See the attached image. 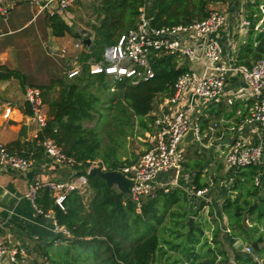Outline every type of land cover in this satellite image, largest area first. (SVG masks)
Listing matches in <instances>:
<instances>
[{"label": "trees", "instance_id": "16d2710c", "mask_svg": "<svg viewBox=\"0 0 264 264\" xmlns=\"http://www.w3.org/2000/svg\"><path fill=\"white\" fill-rule=\"evenodd\" d=\"M219 2L225 0H152L148 14L153 18L152 23L156 27L190 24L195 20L207 18L211 12L210 6ZM263 4L264 0H254L248 5ZM142 5L143 0H102L97 9L100 20L92 26L93 45L82 56V62L85 64L83 74L72 80L63 74L62 77L52 79L48 85L38 86L43 91L49 115L45 136L54 139L68 156L74 157L82 164L79 167L81 174H86L84 170L88 167V161L101 160L107 170H117L135 162H122L113 148L106 154L102 153V141L98 131L95 127H87V124L94 122L96 115L101 113L103 100L99 92L102 88L104 91L110 89V92L114 89L111 92L114 97L110 100L108 109L115 108L113 119L116 127L128 125L132 129L131 119L137 117L145 133L152 130L151 125L155 119L151 111L155 100L170 96L176 80L188 72L186 68L179 66V61L174 56H163L154 60L155 78L139 85H133L130 80L125 79L111 86L108 85L106 75L90 72L87 62L92 59L101 60L106 47L116 44L125 32L137 25L139 8ZM48 22L56 37H65L66 34L72 33L71 28L59 16H50ZM257 25L258 22L252 23L249 40L237 53V64L252 66L258 60L264 59V32H256ZM11 79L20 81L22 88L26 89L27 76L24 73L0 66V81ZM24 112L25 115L31 114L27 105ZM205 123L208 121H201L203 128ZM19 145L22 143L19 142ZM11 150L13 151L12 148ZM257 171L254 166L241 170L230 194L223 198L222 205L217 208L221 220L224 216L228 218V228L223 226V230H231V234H227L230 241L237 238L248 240L250 245L252 242L264 244L263 237L251 239L247 226V220L251 219L255 227L261 223L264 228V185L258 188L253 182ZM202 177V172H197L195 184L199 189L208 187ZM88 180L92 191L90 196L85 197L78 192L70 193L64 201L65 210L55 204L47 191L43 192V200L38 198L39 206L45 212L53 211L58 224L70 232L68 238H56L68 243L65 256L56 260L51 258L47 251L42 254L49 262L98 264L102 260L103 264L170 263L172 256L165 250L162 241L166 242L170 251L180 250L188 260L196 259L197 246L201 245L205 237L201 224L197 226L195 223L189 230L186 224L189 218L185 221L186 232L177 234L178 239H185L183 243L162 240L157 232V227L162 224L168 213L175 218V211L171 212L173 206L182 199L187 201L185 190L176 188L167 193L159 191L154 198L147 199L138 210L129 196L108 187L100 176L88 175ZM204 205L202 204L198 211L202 210ZM219 231L220 229L212 232L214 247L219 245ZM233 241L231 246L236 252L237 264H258L252 256L243 257ZM47 247H55V243ZM73 249L78 251L74 254ZM79 249L82 253H79ZM262 249L264 247L259 250ZM209 252L212 258L208 264H216L219 256L221 262L227 260L225 252L218 254L215 248H211Z\"/></svg>", "mask_w": 264, "mask_h": 264}, {"label": "built area", "instance_id": "2783aa9c", "mask_svg": "<svg viewBox=\"0 0 264 264\" xmlns=\"http://www.w3.org/2000/svg\"><path fill=\"white\" fill-rule=\"evenodd\" d=\"M78 0H0V19L7 16L19 5L30 4L38 13L48 16L64 17L73 9ZM151 0H143L139 8L137 25L125 32L119 41L108 46L103 51L101 60L87 62L92 74H104L107 78L120 82L125 79L133 85L149 82L155 78L153 61L163 56H174L178 61L186 59L189 62H202L200 73L188 71L179 76L173 85V91L167 98L155 100L151 115L154 117L152 130L145 133L146 147L140 159L117 170L122 171L133 181L130 186L129 198L138 210L149 198H154L159 191L165 193L180 188L201 204L203 209L209 207L210 188L196 187V172L185 168L186 154L182 140L185 135L194 130L193 142L205 143V135L221 133L218 140L229 139L222 144L227 148L224 155V166L227 168L226 190H231L238 173L250 166L257 168L254 185L262 188L264 185V59L258 60L252 66L228 63L224 60V46L216 39L217 34L227 25L229 16L225 12L213 10L202 20L190 24L156 27L148 14ZM240 30L252 28L248 19H239L236 24ZM256 32H264V18L255 27ZM84 39L73 43V51L68 48L52 47V54H57L64 60V75L74 79L83 74L82 56L89 48ZM100 61V62H99ZM235 78L240 79L247 87L248 111L235 109L233 118L215 123L203 129L200 120L191 116L198 108L211 103H220L225 99L228 106H235L236 92L228 91V84ZM188 94L187 102L183 104ZM24 100L30 108L28 118L29 130L33 139L44 150L52 162L68 169L71 174L67 180L34 179L29 184L27 199L37 213L54 225L55 234L68 238L70 232L58 224L53 211L45 212L38 204L39 194L47 191L54 202L65 210L64 201L72 192L89 197L90 185L88 175L96 167L107 168L101 160L88 161V167L81 174L74 157L68 156L57 142L45 136L49 122L48 108L44 102L43 91L39 87L27 86ZM14 112L12 103L4 108L3 119L11 120ZM221 132H220V131ZM246 131H251L254 137H245ZM208 147V146H206ZM223 148V149H224ZM34 167V161L0 143V168L12 169L22 174H28ZM200 205V204H199ZM3 223L0 221V264H24L28 259V249L24 246L11 245L3 235ZM214 231V228L212 229ZM245 253L253 254L250 245H245Z\"/></svg>", "mask_w": 264, "mask_h": 264}, {"label": "rangeland", "instance_id": "374dc122", "mask_svg": "<svg viewBox=\"0 0 264 264\" xmlns=\"http://www.w3.org/2000/svg\"><path fill=\"white\" fill-rule=\"evenodd\" d=\"M101 2L102 0H78L77 4L71 10L72 26L69 25V27L72 33L66 34L64 39L54 36L52 29L49 27L48 16L33 12L32 9H29L30 7L28 5L14 12L9 21L1 27L0 66L24 73L27 76V86H45L52 79L62 77L64 74L62 58L57 54H52L51 48L49 49L48 45L53 41L61 45L70 46L72 45V40L75 43L84 38L88 39L87 36L90 35L93 39L94 33L92 26L100 20L97 9ZM248 4L249 0L246 3V7L249 10L251 6ZM261 17L262 12L258 11L257 20L261 19ZM76 35L78 36L76 37ZM107 80L109 81L108 85H114L115 81L109 78ZM16 81L21 84L20 81ZM113 91L114 89L111 92ZM111 92L110 89L105 91L103 88L101 89V92H99V96L103 100L100 107L101 113L97 114L95 121L87 124V127H95L98 131L102 141V153L106 154L113 148L116 151L117 157L122 162L126 160L135 161L142 155L146 146V140L144 139L146 132L144 133L142 130L137 117L131 119V124H133L132 129L128 125H123L121 128L116 127L113 119L115 108L108 109L110 100L114 97ZM230 93H233V91H230ZM234 98L237 101L241 100L239 95H234ZM208 110H210L209 112H213L212 120L218 124H221L222 120L228 118L227 110L223 105L208 106ZM204 137V144L192 142L185 146V168L186 170H192V172L194 170L203 172V182L210 188V194L208 195L210 199L209 207L198 211L202 204L195 202L186 192L188 196L187 201L182 199L171 209V212L175 211L176 213L175 218L173 219L171 213H168L162 224L157 227V232L162 240L183 243L185 239H178L177 234L181 232L185 233V221L190 217L197 216L195 223H197V226L200 224L203 226L205 237L202 239L201 245L197 246L196 259L192 258L191 260H188L186 255L180 250L170 251L166 242L162 241L165 250L172 256L170 263L165 264H208L212 258V254L209 252L211 248H215L218 254L220 252L226 253L227 260L221 262V256H219L216 264H236L235 251L231 246L232 243L227 234L223 232V226L227 227L228 218L224 217L221 220L218 217L216 207L219 190L223 187L221 183L224 181V175L227 174V168L224 166V156L223 153L216 151L215 148L213 150L208 145L207 135ZM208 176L211 177V180L217 188L210 184V181L207 179ZM195 203L198 205V208L195 207ZM254 224L251 219L247 220L251 239L264 238V228L261 223H258V227H255ZM213 228L214 230L220 229L217 234V242L219 245H215V247L212 244ZM243 243L244 245H250V242L246 239H243ZM66 245L68 243H59L58 246L49 248L48 251L51 258L58 260L65 256L67 250ZM76 251L78 250L73 249L72 253L75 254ZM79 253H82L81 249H79ZM241 254L243 257H250L246 253L242 252ZM256 254L258 255V261H255L258 264H264V249L259 250ZM222 257L224 258L225 256L222 255ZM41 264L53 263L43 258ZM98 264H103L102 260Z\"/></svg>", "mask_w": 264, "mask_h": 264}, {"label": "crops", "instance_id": "0c3cea01", "mask_svg": "<svg viewBox=\"0 0 264 264\" xmlns=\"http://www.w3.org/2000/svg\"><path fill=\"white\" fill-rule=\"evenodd\" d=\"M250 1L254 2V0H249V2ZM246 3L247 0H225V2H219L210 6L211 11H222L229 16L227 25L216 36V39L224 46V60L228 63H237V53L239 49L249 40V32L251 29L240 30V28L236 26L237 21L239 19H248L251 21V23L258 21L259 25L264 18L263 5L251 6V9L248 10L246 7ZM26 5H28L30 8L28 6L27 7L30 10L32 9L33 12H37V10L30 4L17 6L7 16L6 19H0V31L2 25L9 21L11 15L14 12H17L20 9L24 8V6ZM71 10H69L66 15L62 17V20L66 22L68 26H72ZM258 11L262 12V17L261 19L257 20ZM43 15L48 16L47 14ZM58 38L64 39L65 37ZM71 44L72 45L68 44L70 46H67L52 41L48 45V48L50 49L52 47H66L70 51H73V40ZM62 62L64 69L63 59ZM179 66L186 68L187 71H195L197 73H200L203 64L202 62L191 63L186 59H182L179 60ZM21 87V84H19L15 79L0 81V143L8 145L13 149L14 152L33 160L34 167L28 174H22L12 169L3 170L0 168V221L4 225L3 235L11 245L27 247L29 251L28 259L24 261V264H41L43 258L47 260V258L42 254L46 251L49 254V248H54L47 247L48 245L54 242L55 246H58L59 243L62 244L66 242L56 240V238H61V236L55 234L53 223L47 218L39 215L33 208L31 202L27 199L26 194L28 193L29 184L34 179H40L44 181L67 180L71 172L66 168L55 165L52 160L49 159V157L44 153V150L33 139V133L31 132L32 130H28V143L25 145L21 142L20 129L29 116L25 115L24 112L26 108V102L24 100L25 90L23 88L21 89ZM229 90L236 92L241 99L240 101L235 100L236 102L234 107L228 106L225 99L220 103H211L210 105H208H223L228 113V118L224 120L233 118L235 109L237 108L247 112V107L249 106V100H247L249 91L246 85L240 79L235 78L234 80H231L228 84L227 92H229ZM187 98L188 94L185 96L183 104L188 103ZM7 103H12L14 106V112L11 120L3 119L4 108ZM208 106L198 108L196 112H194V114L191 116L193 119L196 118L197 120H200V122L208 121V123H205V127L203 128L206 129L205 131H208V128L210 126H213L215 123H217L216 121L214 122L212 120L213 112H209L210 110H208ZM220 135L221 133L217 131L213 135L208 134V145L212 147L213 150L215 148L216 151H220L225 155L228 150L227 148H224L222 144L226 142L230 136L227 134L225 139L219 141L218 138ZM244 136L251 138L254 137V134L251 131H246V134ZM19 142H21L22 145H19ZM139 159H136L135 162ZM188 171L191 172L192 170L188 169ZM194 172L197 173L198 171L194 170ZM225 177L226 174L224 175V181L226 180ZM207 179L210 181L211 185L215 186L210 176H208ZM224 181L221 183L223 187H221L219 190V196L216 202L217 208L222 205L223 198L231 192V190H226L227 187H225ZM215 187L217 188V186ZM43 192L45 191H42V193L40 192L39 199H44ZM91 193L92 191H90V194ZM194 205L196 208H198V205L196 203ZM226 225H228V223ZM223 232L229 235L231 234V230L229 229L223 230ZM233 240L236 241L237 238H233ZM256 256L258 257L257 254Z\"/></svg>", "mask_w": 264, "mask_h": 264}, {"label": "water", "instance_id": "95a60500", "mask_svg": "<svg viewBox=\"0 0 264 264\" xmlns=\"http://www.w3.org/2000/svg\"><path fill=\"white\" fill-rule=\"evenodd\" d=\"M84 43L86 44L88 48H90L93 45V39L92 38L85 39ZM28 130H29L28 119H26L25 123L22 125L20 129V140L25 145L28 143V138H29ZM194 137H195L194 130H190L183 138L182 145L186 146L192 143L194 140ZM89 175L90 176H93V175L100 176L106 182L108 187L112 189H117L119 192L126 194L127 196L129 195V192H130V186L133 184V181L130 178H128L120 170H103L101 167H96L90 171ZM187 224H188L189 230H191L195 225V217H190ZM234 246L240 252L245 253V245L241 239H237L234 242ZM250 247H251L253 254L255 255V253L260 248L263 247V244L252 242Z\"/></svg>", "mask_w": 264, "mask_h": 264}]
</instances>
